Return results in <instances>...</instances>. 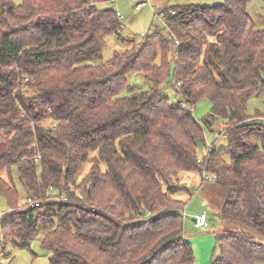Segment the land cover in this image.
Returning a JSON list of instances; mask_svg holds the SVG:
<instances>
[{
	"label": "trees",
	"instance_id": "16d2710c",
	"mask_svg": "<svg viewBox=\"0 0 264 264\" xmlns=\"http://www.w3.org/2000/svg\"><path fill=\"white\" fill-rule=\"evenodd\" d=\"M111 1L0 0L3 244L40 236L49 264H194L180 174L209 173L221 227L208 264H264V112L247 113L264 91V28L251 0L165 4L162 29L102 62L106 36L121 37L117 11L98 6ZM133 71L149 86L121 95ZM170 76L174 100L160 91ZM203 98L206 126H222L199 157ZM28 197L39 207L18 208Z\"/></svg>",
	"mask_w": 264,
	"mask_h": 264
},
{
	"label": "rangeland",
	"instance_id": "374dc122",
	"mask_svg": "<svg viewBox=\"0 0 264 264\" xmlns=\"http://www.w3.org/2000/svg\"><path fill=\"white\" fill-rule=\"evenodd\" d=\"M222 0H192L194 4L213 5ZM19 4L21 0H13ZM183 3V0H167V6H175ZM164 4V5H165ZM140 5L136 9V6ZM99 7H112L120 13L119 34L121 37L116 38L115 34H110L105 38V45L102 49V62H107L115 51H123L129 48L132 42H138L144 35L152 33L156 29L163 28V21L157 14L158 5L150 0H113L111 2H101ZM247 12L251 17L252 26L255 29L264 28V2L262 0H251L247 4ZM131 40H133L131 42ZM264 78V72L262 73ZM127 85L121 91V95H128L132 91L148 88L149 84L138 71L130 72L127 77ZM161 93L169 96L171 100L177 98V93L172 86L171 76L164 81L160 89ZM194 117L201 123L204 128L203 140L199 141L198 156L201 157L207 150V147L214 142L216 134L219 132L206 126L208 115L211 110V104L208 99H200L192 108ZM257 112H264V91L253 95L247 104V113L253 116ZM221 129L222 123L216 121L213 127ZM216 133V134H215ZM217 146H225L222 138L216 141ZM90 164H85L78 178H82L88 170ZM102 169H105L102 165ZM186 186L190 189V194H182L180 198L185 201L183 208V236L192 244L195 263L208 264L214 254L215 239L214 232L219 230L221 222L218 218L219 193L213 192L217 189L214 183L202 182L199 174L192 172H183L180 174ZM11 178L16 186L19 197L22 200L25 192L18 182L16 171L11 169ZM210 190V192H209ZM23 204H19L20 208ZM10 211L4 197H0V221L4 219L3 214ZM204 212L207 215L206 227L196 228L192 219L194 214ZM18 245L10 242L3 244L0 236V264H49L51 252L45 250L40 245V236L29 240L27 245L20 241ZM263 264V263H260Z\"/></svg>",
	"mask_w": 264,
	"mask_h": 264
},
{
	"label": "built area",
	"instance_id": "2783aa9c",
	"mask_svg": "<svg viewBox=\"0 0 264 264\" xmlns=\"http://www.w3.org/2000/svg\"><path fill=\"white\" fill-rule=\"evenodd\" d=\"M139 6L140 5H137L136 6V9L139 8ZM117 16L119 18H121V15H120L119 12H117ZM159 16H160L161 20L163 21V18H164L163 17V14L162 13H159ZM216 136H217V134H216ZM202 178L205 181H208V182H213L214 181V177L211 174H209V173H203ZM39 205H40V202L39 201H37V200H35V199L31 198V197H28L24 201L23 205L20 208H23V209L24 208H37V207H39ZM193 222H194V226L196 228L206 227V226H208V223H207V215L204 212H202L200 215L194 217Z\"/></svg>",
	"mask_w": 264,
	"mask_h": 264
},
{
	"label": "crops",
	"instance_id": "0c3cea01",
	"mask_svg": "<svg viewBox=\"0 0 264 264\" xmlns=\"http://www.w3.org/2000/svg\"><path fill=\"white\" fill-rule=\"evenodd\" d=\"M150 1H153L154 3H156L157 5H158V9L159 8H161V7H163L164 6V4L166 3V1L167 0H150ZM131 41H133V40H131ZM263 121H264V118H261ZM201 213H199V214H194V216L196 217V216H198V215H200ZM193 221V220H192Z\"/></svg>",
	"mask_w": 264,
	"mask_h": 264
},
{
	"label": "water",
	"instance_id": "95a60500",
	"mask_svg": "<svg viewBox=\"0 0 264 264\" xmlns=\"http://www.w3.org/2000/svg\"><path fill=\"white\" fill-rule=\"evenodd\" d=\"M212 123H213V122L210 120V121H209V124L212 125ZM213 129L216 130L217 127L214 126ZM192 220H194V218H193Z\"/></svg>",
	"mask_w": 264,
	"mask_h": 264
}]
</instances>
